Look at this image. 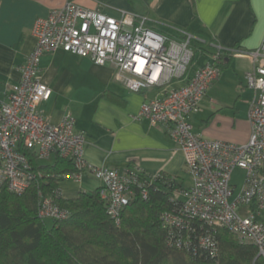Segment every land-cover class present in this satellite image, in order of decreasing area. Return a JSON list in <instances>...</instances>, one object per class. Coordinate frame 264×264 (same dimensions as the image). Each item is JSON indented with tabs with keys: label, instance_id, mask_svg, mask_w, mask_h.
<instances>
[{
	"label": "built area",
	"instance_id": "1",
	"mask_svg": "<svg viewBox=\"0 0 264 264\" xmlns=\"http://www.w3.org/2000/svg\"><path fill=\"white\" fill-rule=\"evenodd\" d=\"M154 23L143 15L124 10L114 17L73 0H66L47 16L34 20L31 34L35 42L20 65L21 78L10 85L6 99H0V190L6 188L22 194L40 176L19 145L36 154V163L55 155L70 158L76 171L65 177L79 179L87 169L85 137L74 129V118L66 114L52 123L37 107L51 94L40 79V58L60 48L89 56L98 65H113L115 79L130 91L154 89L141 103L136 116L144 117L151 125L162 123L167 127L183 154L190 177L178 211L161 214L162 226L169 237L180 235L183 230L197 232L199 245L215 255L214 230L225 227L241 241L256 245L258 254L264 258V38L258 48L245 51L255 63L245 73V83L256 94L248 110L249 137L237 144L204 138L193 132L189 121L190 115L199 110L208 86L220 73L215 62H206L188 75L190 61L195 51L202 49L203 39L177 26L158 30ZM211 46L214 61L225 53L237 52L213 42ZM235 168L245 170V180L234 196L231 173ZM90 169L101 181L99 194L108 214L118 223L130 196L124 175L105 166ZM68 211L49 195L39 192V217L60 219ZM192 220L204 224L206 230L196 231Z\"/></svg>",
	"mask_w": 264,
	"mask_h": 264
},
{
	"label": "crops",
	"instance_id": "2",
	"mask_svg": "<svg viewBox=\"0 0 264 264\" xmlns=\"http://www.w3.org/2000/svg\"><path fill=\"white\" fill-rule=\"evenodd\" d=\"M65 1L0 0L1 100L6 99L10 85L21 78L20 65L35 42L31 34L34 20L47 16ZM73 1L114 17L122 10L134 12L151 19L158 30L178 26L200 36L202 49L196 52L208 54V58L193 61L188 75L206 62H215L220 73L208 86L199 110L190 115L192 130L207 139L237 144L247 141L248 110L256 93L245 83V73L255 65L245 51L258 48L263 41L264 0ZM212 42L237 52L225 53L214 61ZM40 64V79L51 89V94L38 104L39 111L52 123L71 115L74 129L85 137L87 169L79 179L65 177L58 182L62 198H74L80 191L98 188L101 181L90 169L97 166L114 169L120 175H126L130 169L148 174L164 170L184 180L183 154L167 127L162 123L151 125L144 117L136 116L141 103L154 93L153 88L130 91L115 79L113 65H98L89 56H78L60 48L44 53ZM55 157H50L52 163Z\"/></svg>",
	"mask_w": 264,
	"mask_h": 264
},
{
	"label": "trees",
	"instance_id": "3",
	"mask_svg": "<svg viewBox=\"0 0 264 264\" xmlns=\"http://www.w3.org/2000/svg\"><path fill=\"white\" fill-rule=\"evenodd\" d=\"M18 148L40 176L22 194L0 190V264H264L256 245L225 227L214 230L215 255L199 245L197 232L169 237L161 214L178 211L187 189L177 176L127 171L123 182L130 196L116 223L99 187L74 198L60 196L58 182L76 171L70 158L55 155L54 163L41 164L35 153ZM39 192L66 207L68 215L47 226L37 214ZM191 225L206 230L197 220Z\"/></svg>",
	"mask_w": 264,
	"mask_h": 264
},
{
	"label": "rangeland",
	"instance_id": "4",
	"mask_svg": "<svg viewBox=\"0 0 264 264\" xmlns=\"http://www.w3.org/2000/svg\"><path fill=\"white\" fill-rule=\"evenodd\" d=\"M208 54H202L200 52H196V57L194 59L195 62H200V60L202 61H205L207 60ZM194 114V113H192ZM189 121H191V118L189 117ZM196 126V125H195ZM39 163L41 164H49V163H52V160L51 158L49 159H43V160H39ZM183 182H184V185L187 186L189 184V177L188 175L185 173H183ZM244 180H245V170H243L242 168H235L232 173H231V183L235 185V191H234V196L236 194H238L243 185H244ZM52 218H49V217H45L44 218V222L46 223L47 226H51L52 225Z\"/></svg>",
	"mask_w": 264,
	"mask_h": 264
}]
</instances>
